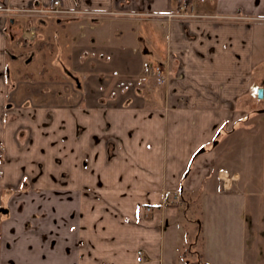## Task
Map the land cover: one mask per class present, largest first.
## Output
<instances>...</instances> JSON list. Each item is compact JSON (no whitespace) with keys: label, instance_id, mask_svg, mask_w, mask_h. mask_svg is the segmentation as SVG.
<instances>
[{"label":"crops","instance_id":"0c3cea01","mask_svg":"<svg viewBox=\"0 0 264 264\" xmlns=\"http://www.w3.org/2000/svg\"><path fill=\"white\" fill-rule=\"evenodd\" d=\"M37 1L0 0V189L7 196L0 206V264H167L160 235L172 194L174 204L176 194L180 203L198 200L207 230L197 223L206 233L223 232L226 201L241 196L246 218L235 250L214 248L211 255L206 243L197 255L205 264H226L225 258L264 264V111L252 116L261 121L256 172L250 157L242 173L226 167L242 164L234 154L252 129L244 128L250 123L241 99L264 63L258 50L264 0H192L196 17L186 24L153 17L176 12L184 0H60L69 10L116 14L94 29L80 13L18 14L33 30L41 27L40 39L54 32L58 50L46 65L58 66L64 81L50 72L12 79L2 8L27 9ZM45 38L15 48L25 52L24 65L32 54L49 56L42 53L51 40ZM168 54L181 78L157 96L141 89L147 63ZM177 98L184 106L167 108ZM198 148L204 152L194 156ZM108 175L118 191L107 188ZM127 195L133 206L123 228L125 213L100 203Z\"/></svg>","mask_w":264,"mask_h":264},{"label":"rangeland","instance_id":"374dc122","mask_svg":"<svg viewBox=\"0 0 264 264\" xmlns=\"http://www.w3.org/2000/svg\"><path fill=\"white\" fill-rule=\"evenodd\" d=\"M24 16H26V15H24ZM12 17L15 19L16 26L19 25V28L24 26V28L22 30H25L26 29L25 27H29L28 22L25 25L23 19L20 18L18 16V14L17 15L6 14V17L3 19L7 21L9 18H12ZM45 20H48L47 24H51L54 26V20H52L51 18L45 19ZM7 24H5V26L7 27V30H10L11 26H10L9 22ZM262 28H263L262 34L259 36L260 38H259L258 50L264 56V26ZM12 30H13L12 32L14 34H16L15 36L17 37V41H19L21 43L23 40V39L19 38V35L21 34V29H18V27H15ZM40 31H41V27H38V26L34 29V31L32 29L31 33H34L35 35H33V39L27 40L26 42L31 43V44H33V46L36 47L37 44H39L40 42H43V40L46 39L45 37H47V36L51 37V40L48 41L50 43L49 46L47 45L46 48H44L45 50L42 51V53L49 55L46 58H45V56L44 57L39 56V58L37 59L32 54L31 60L34 59L33 62L30 61L31 63L24 65L22 63V61L25 59V56H24L25 52L16 50L15 48H18V46L16 44L12 45L8 42V49H10V50H8L9 52H7L6 56H7L8 64H11V66H10V70H11L10 78L13 79V75H15V74L16 75L25 74L26 76H29L28 74H31L34 79H37L39 76H46V74L48 72H50V77H52V78L56 77V79L58 81H61V82L64 81L63 79H61V72H60V68L58 66H50V65L47 66L46 65L47 62L51 64L52 58L55 57L54 55H56V53H57L56 51L58 50V48L55 46V43H53V45L51 44V41L54 38V37H52L54 35V32H50L49 35H47L48 34L47 33L45 35L44 39H40L39 38ZM60 37H62V36L60 35ZM61 41L62 40L60 39V44L62 43ZM56 44H57V42H56ZM10 45H12V46H10ZM12 52H14L13 54H15V56H16L14 59L15 62H13V63H11V62H12V58H14V57H10V55H9ZM26 54H29V53H26ZM44 60H46V63H44ZM42 63H44L45 66H43ZM147 64L149 65V67H148L149 69L144 74V76H145L144 78L146 80H143L144 78H141L140 79L141 82H140L139 87L141 89H145L149 92H153L157 96L158 92L164 90L165 85H168V84L158 85L157 83H154L152 81L153 79H152L151 71H152V68L156 64L151 66V61L148 62ZM171 70H172V73L175 70L174 66H172V65H171ZM28 78H25L24 80H29ZM172 80H179V79H175V78L173 79L172 78ZM148 81H149V83H148ZM37 84H40V83H37ZM34 86L35 87H41V85H34ZM8 87H9V84H8ZM248 89L250 91L241 99V105L246 107L245 112L248 115V121L247 122L250 124L252 123L251 125L248 124V126L244 125V128H252V129L246 131V135L242 139V141H243L242 142L243 143L242 149L239 150L238 154L237 153L234 154L235 157L237 156L238 159L242 161V164H240L238 162H237L236 166H234L233 164H230V163L226 164V167L231 169V171L237 170V171H240V173H242L245 170L243 164L246 160H248L249 157L251 158V160H253V164H254L253 165V167H254L253 171H255V169H256L255 168V160H256V158H258V153H259L258 148H259V140H260L259 131L256 132V130H259L261 121H260V119L258 120V117H257V119H254V118H252V116L259 113V112L264 111V98H260L258 96V90L264 89V63L253 70L252 79L250 81V85L248 86ZM8 92H10V90H8ZM168 100H169V97L167 98V101ZM41 101H45V100H40V102ZM171 102L172 101H170V104L168 103L167 108L168 107L169 108L170 107L176 108L179 105L184 106V104H185V102L182 103V101H179V98H177L175 103H173V102L171 103ZM226 118L232 119V118H234V116L226 115ZM253 125H256V126H253ZM235 128L240 129L238 125ZM241 132L244 133L245 131H242V130L237 131L236 136H238V134H240ZM227 134H228V132L226 131V135ZM227 138L228 137H226V143H229L230 140L228 141ZM252 144L254 146V149L251 147ZM210 147H211V144H208V146H206V149L207 148L210 149ZM198 149L200 150L201 148H198ZM197 150H196L195 154L198 152ZM186 172H187V170L184 172V175L186 174ZM114 173H113V176H114ZM115 176H119L120 178H122V173H120V172L117 174L115 173ZM107 188H110V189H113L116 191L119 190V188L113 186V184L111 183V179H110L109 175H108V186H107ZM2 192H3V190L0 189V206H2L4 204V201L6 200V197H7L6 194L4 195ZM178 195L179 194H176L177 202H179V204L175 203L177 205L174 204V201L176 200V199L175 200L173 199L174 195L173 194L168 195L167 206L169 207V209H166V214H165V219L168 222V224L166 226H163V232L160 235L161 251L163 254H165V255L162 254V258L164 259V261L167 262V264H175V261L177 262L176 264H205V262L202 260V258L197 255V252H199V250L202 248V246L205 245L206 243H208L207 246L210 248V254L211 255H214L213 251H212V249H214V248L222 249V247H224L225 250L228 252H230V251L232 252L235 250V243L238 244V242H239L238 236H239L240 225H241V223H243L244 219L246 218V211L243 210V208H242L243 203L239 202V199H238L241 196L237 197V199L234 198L232 201H226V219H225L226 227L224 228L223 232L221 229L220 230L219 229L212 230V228H211L206 233V232H203L202 226L199 229V224L197 223V219H198L200 222V225H203L204 227H206V230H207V227H208L207 223H206L207 216L203 215L202 211L200 210V203L198 202V200H197V202H193V200H191V199H188V200L186 199L185 202L180 203L181 199H180V195H179V197H178ZM136 197H138V195ZM107 199H108V201H106L103 198V200H102L103 202L100 203V206H102L104 208H107V207L113 208L116 206L119 207L120 213H125V215L122 216V219H123L122 224H124L123 228H125L126 227L125 224L127 223V220L129 219V217H131L130 216V214H131L130 209L133 206V199L131 198L130 195H127V197H125V198L118 196V198L110 199L109 197H107ZM128 205L130 208L127 207ZM170 207H173V208H170ZM123 209H125V210H123ZM169 210H171V211H169ZM140 211H141V214L143 215L144 214L143 207L140 209ZM113 214H114V212L107 210V215L109 216V218H112ZM197 215H198V218H196ZM117 217H118V215H117ZM109 232L110 233H108V234L110 235L111 229L109 230ZM158 235H157V238L159 239ZM141 236H142V234L140 233L139 237H141ZM138 245L143 246L144 244H142L140 242ZM176 254H177V257H175V259H173L174 263H172L171 262L172 260L170 258H171V256L176 255ZM213 258H214V256H212V259ZM227 260H229V259L225 258L222 261L223 262L225 261L227 264Z\"/></svg>","mask_w":264,"mask_h":264},{"label":"built area","instance_id":"2783aa9c","mask_svg":"<svg viewBox=\"0 0 264 264\" xmlns=\"http://www.w3.org/2000/svg\"><path fill=\"white\" fill-rule=\"evenodd\" d=\"M194 6L192 4H186V3H181L176 12L171 13V14H163V15H156L153 17L159 18H165L169 21L179 19L182 24H186L189 20L193 19L196 17V15L193 12ZM22 13L25 15H32L36 17H42V18H48V17H60L63 15L71 14V13H80L81 15H85L90 18V23L88 24L89 29H94V22L96 23L98 20H100L102 17H105L106 15H114L116 12L111 11V12H91V11H84V10H79L78 8H73L72 10L63 8L61 5L60 0H40L38 6H30L28 9L22 10ZM124 13V12H122ZM150 16V15H148ZM85 26L80 25L79 28L83 29ZM31 30L25 32L23 31L22 37L30 40L33 39V34H31ZM80 36H84V33H81ZM170 56H168L163 60L158 62L153 68H152V81L154 83H157L158 85H165L169 84L172 81V78L174 79H180L181 78V73H180V68L177 67L175 68V71L171 70V64H170ZM143 76L142 78H144ZM143 80H146L145 78ZM149 83V81H148ZM149 211V209H147Z\"/></svg>","mask_w":264,"mask_h":264},{"label":"flooded vegetation","instance_id":"af4514ba","mask_svg":"<svg viewBox=\"0 0 264 264\" xmlns=\"http://www.w3.org/2000/svg\"><path fill=\"white\" fill-rule=\"evenodd\" d=\"M45 1H47V0H45ZM39 2H40V0H38L37 1V3L35 4L36 6H38V4H39ZM33 6V5H32ZM3 9V11H4V14H5V17H6V14H9V15H12V14H14V15H17V14H19V15H25V14H23L22 13V10H24V9H21V8H14V9H11V8H2ZM28 9V8H27ZM26 16H32V15H26ZM4 17V18H5ZM35 17V16H34ZM9 22V24H10V30H7V27L5 26V24H7ZM15 24V19L12 17V18H9L7 21L6 20H4V22H3V25H2V29L4 30V32H7L8 33V35H9V38L8 39H10L11 40V43H12V45L14 44H16L17 46H21V43L19 42V41H17V37L15 36L16 34H14L12 31V25H14ZM8 25V24H7ZM24 28V26L23 27H21V28H19V29H21V34L19 35V38H21V39H23L24 41H27V39H25V38H23L22 37V33H23V31H25V32H27V31H29L30 29H33L32 28V26H29V27H25L26 29L25 30H22ZM34 31V30H33ZM31 34H33L34 35V33H31ZM10 55V57H14V58H12V61H14V59H15V54H13V53H10L9 54ZM31 61V56L29 57V59L27 60V64L29 63ZM7 77V76H6ZM9 84V86H11L10 85V83H8ZM11 90H12V88H11ZM13 94V91H10V96ZM9 106L11 105V104H8ZM8 108H10V107H8ZM147 209H150V208H147ZM146 209V210H147Z\"/></svg>","mask_w":264,"mask_h":264},{"label":"water","instance_id":"95a60500","mask_svg":"<svg viewBox=\"0 0 264 264\" xmlns=\"http://www.w3.org/2000/svg\"><path fill=\"white\" fill-rule=\"evenodd\" d=\"M258 96L260 97V98H264V89H259L258 90ZM216 141H214L213 142V145H216ZM202 152H204V148H201L200 150H198V152L194 155V156H196V155H199L200 153H202ZM185 175H187V172H186V174Z\"/></svg>","mask_w":264,"mask_h":264},{"label":"trees","instance_id":"16d2710c","mask_svg":"<svg viewBox=\"0 0 264 264\" xmlns=\"http://www.w3.org/2000/svg\"><path fill=\"white\" fill-rule=\"evenodd\" d=\"M192 0H184V3H186L187 5L191 3ZM31 22H28V26H31Z\"/></svg>","mask_w":264,"mask_h":264}]
</instances>
